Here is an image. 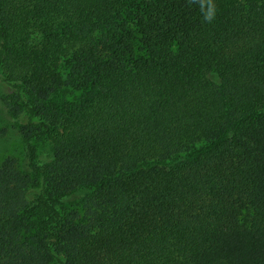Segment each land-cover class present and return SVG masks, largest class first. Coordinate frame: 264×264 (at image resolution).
<instances>
[{
	"label": "trees",
	"instance_id": "16d2710c",
	"mask_svg": "<svg viewBox=\"0 0 264 264\" xmlns=\"http://www.w3.org/2000/svg\"><path fill=\"white\" fill-rule=\"evenodd\" d=\"M0 71V264H264V0H0Z\"/></svg>",
	"mask_w": 264,
	"mask_h": 264
},
{
	"label": "rangeland",
	"instance_id": "374dc122",
	"mask_svg": "<svg viewBox=\"0 0 264 264\" xmlns=\"http://www.w3.org/2000/svg\"><path fill=\"white\" fill-rule=\"evenodd\" d=\"M212 79L216 80L215 76ZM14 92L0 71V166L8 159L16 161L18 169L26 174H30L27 158V145L24 142L20 132L19 125L25 123L23 117L14 118L7 106V99ZM34 156L37 163L45 165L52 159L50 143L36 141L34 143ZM40 188L36 191L39 192ZM86 193H78L71 198L65 199L59 206L71 209L78 208Z\"/></svg>",
	"mask_w": 264,
	"mask_h": 264
},
{
	"label": "clouds",
	"instance_id": "9594fccd",
	"mask_svg": "<svg viewBox=\"0 0 264 264\" xmlns=\"http://www.w3.org/2000/svg\"><path fill=\"white\" fill-rule=\"evenodd\" d=\"M213 11H214V5L210 4L208 12L205 13L206 21L210 22L214 18Z\"/></svg>",
	"mask_w": 264,
	"mask_h": 264
}]
</instances>
